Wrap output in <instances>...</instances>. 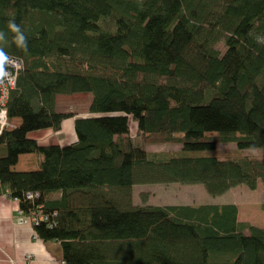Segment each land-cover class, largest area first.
Here are the masks:
<instances>
[{
	"label": "trees",
	"instance_id": "obj_1",
	"mask_svg": "<svg viewBox=\"0 0 264 264\" xmlns=\"http://www.w3.org/2000/svg\"><path fill=\"white\" fill-rule=\"evenodd\" d=\"M0 33V67L23 66L0 191L38 218L63 263L264 264V228L239 221L235 203L133 199L150 185H201L214 198L264 188V0H0ZM75 95H90L87 110H61L58 97ZM68 119L75 142L33 138ZM28 154L37 168L17 170Z\"/></svg>",
	"mask_w": 264,
	"mask_h": 264
},
{
	"label": "rangeland",
	"instance_id": "obj_2",
	"mask_svg": "<svg viewBox=\"0 0 264 264\" xmlns=\"http://www.w3.org/2000/svg\"><path fill=\"white\" fill-rule=\"evenodd\" d=\"M3 67H0L2 69ZM23 69V66H22ZM90 95H75V96H60L57 99L58 106L61 107V110L72 111L73 109H80L81 111L87 110L88 102ZM83 113V112H81ZM85 114V113H84ZM9 119V117H8ZM130 134L134 139L136 144L141 143V139L138 136V122L130 116ZM9 124L11 127L4 128L12 129L19 125L18 121H10ZM2 131V132H3ZM45 132V131H44ZM2 133H0L1 136ZM73 138H64L63 145L70 142ZM73 141V140H72ZM180 146H160V145H151L148 147L149 152H167V151H178ZM220 150L225 149H234V146L223 145L219 147ZM27 156V157H26ZM25 157V158H24ZM23 165L31 166V158H34V155L28 154L23 156ZM37 167L31 166V168ZM32 195V194H29ZM40 195L37 194V198ZM32 196H29L31 198ZM134 202L137 205L147 203L151 206H166V205H201L207 203L214 204H225V203H235L239 208V221L249 222L254 226L264 228V188L260 187L257 191H250L245 187H238L232 190L230 193L219 197H211L208 195L206 190L201 185H174V186H145V187H136L133 196ZM31 221L35 225L39 224L38 218L30 217Z\"/></svg>",
	"mask_w": 264,
	"mask_h": 264
},
{
	"label": "crops",
	"instance_id": "obj_3",
	"mask_svg": "<svg viewBox=\"0 0 264 264\" xmlns=\"http://www.w3.org/2000/svg\"><path fill=\"white\" fill-rule=\"evenodd\" d=\"M66 137H75L76 140L73 119L66 120L59 132L49 130L33 134V138L41 145L66 146L75 142L71 139L63 145V139ZM24 158H20L17 170L37 168H31L37 165L35 157L31 158V166L23 165ZM61 256L60 244L41 241L37 237L35 223L21 213L19 202L0 191V264H63Z\"/></svg>",
	"mask_w": 264,
	"mask_h": 264
},
{
	"label": "built area",
	"instance_id": "obj_4",
	"mask_svg": "<svg viewBox=\"0 0 264 264\" xmlns=\"http://www.w3.org/2000/svg\"><path fill=\"white\" fill-rule=\"evenodd\" d=\"M21 70V63L11 57L6 59V67L0 69V133H2L4 128L11 127L6 104L10 91L16 86V78Z\"/></svg>",
	"mask_w": 264,
	"mask_h": 264
},
{
	"label": "clouds",
	"instance_id": "obj_5",
	"mask_svg": "<svg viewBox=\"0 0 264 264\" xmlns=\"http://www.w3.org/2000/svg\"><path fill=\"white\" fill-rule=\"evenodd\" d=\"M9 27L14 33L17 34V36H16L17 41L21 45H23L25 43V37H24L23 33L21 32L20 27L17 24H15V22H10ZM2 38H3V34L0 33V39H2Z\"/></svg>",
	"mask_w": 264,
	"mask_h": 264
}]
</instances>
